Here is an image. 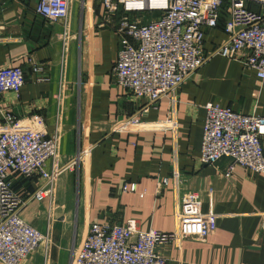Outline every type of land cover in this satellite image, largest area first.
<instances>
[{"label":"crops","instance_id":"crops-1","mask_svg":"<svg viewBox=\"0 0 264 264\" xmlns=\"http://www.w3.org/2000/svg\"><path fill=\"white\" fill-rule=\"evenodd\" d=\"M36 3L0 1V67H21L25 76L18 97L0 94V115L42 114L49 134L60 127L59 164L83 155L59 174L51 202L32 197L39 179L14 177V190L26 199L20 218L50 234L49 244L21 264H71L72 247L94 222L134 219L141 231L171 232L181 197L192 191L200 196L207 238L159 246L167 264H264V173L241 166L227 177L228 159L200 161L206 103L264 115V79L214 56L181 85L175 104L163 97L143 112L145 100L111 74L119 41L98 25L104 10L97 0L72 1L65 39L62 21L48 24ZM223 22L205 31V51L225 39Z\"/></svg>","mask_w":264,"mask_h":264},{"label":"built area","instance_id":"built-area-1","mask_svg":"<svg viewBox=\"0 0 264 264\" xmlns=\"http://www.w3.org/2000/svg\"><path fill=\"white\" fill-rule=\"evenodd\" d=\"M1 1V0H0ZM73 0H37L36 15L48 24L62 21V37ZM104 10L98 25L110 27L119 41L111 69L115 83L136 100H145L143 112L163 97L177 102L181 85L214 56L239 61L264 79V0H97ZM225 39L205 51L204 33L219 27ZM25 81L17 66L0 67V94L17 97ZM175 106V105H174ZM200 146L202 164L228 159L229 176L235 167L264 173V115L244 114L206 103ZM175 127L174 110L168 118ZM60 127L49 134L42 114L17 118L0 115V261L21 264L41 245L49 232L26 224L19 215L26 199L13 188V179L40 180L32 197L53 200L59 174L81 159L59 164ZM50 162V167L48 163ZM127 186L124 187L126 190ZM130 189L134 190V185ZM198 193L186 192L176 209V228L141 231L134 219L124 224L92 223L80 244L71 249V264H167L157 251L166 243L205 241L208 226Z\"/></svg>","mask_w":264,"mask_h":264}]
</instances>
